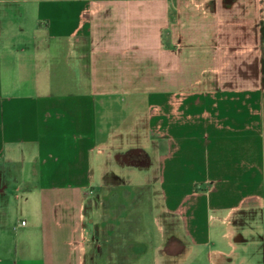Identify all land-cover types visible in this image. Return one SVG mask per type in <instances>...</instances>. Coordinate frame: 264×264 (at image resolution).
<instances>
[{
  "label": "crops",
  "instance_id": "1",
  "mask_svg": "<svg viewBox=\"0 0 264 264\" xmlns=\"http://www.w3.org/2000/svg\"><path fill=\"white\" fill-rule=\"evenodd\" d=\"M168 1L0 0V264H135L151 246L160 264H246L258 243L234 221L264 220V0ZM129 144L150 183L120 175L147 191L116 216L106 163Z\"/></svg>",
  "mask_w": 264,
  "mask_h": 264
},
{
  "label": "rangeland",
  "instance_id": "2",
  "mask_svg": "<svg viewBox=\"0 0 264 264\" xmlns=\"http://www.w3.org/2000/svg\"><path fill=\"white\" fill-rule=\"evenodd\" d=\"M188 0H169L168 3L169 5H171V7H175L176 5H178L181 2H185ZM34 34H30L29 35V39L33 40ZM17 42H21V39H17ZM121 100V99H118ZM108 114L107 113H103L102 118L107 117ZM118 117V115H115ZM133 141H135V139H132V137L130 136V142L132 143ZM125 144H128L125 143ZM128 148H134L132 147V145H124V146H117L115 149H113V153L115 152V154H118L117 152L121 151V150H125ZM114 156V155H113ZM103 157V161H106L105 157ZM106 167L107 169H110L114 172H116V175H118L119 178H115L111 176V174H106V178H105V184L106 186H111L112 184H114V188H107V192H105V194L103 195V203L104 205H107L108 207L113 208L115 211V215L119 216L122 212H123V208L124 207H130L133 206L134 204H136L137 202H140L139 197L140 195L138 193H145L147 191V188H141V190H139L138 192H136L135 194H133L132 196L130 195L131 191H133V186L132 183L134 182H138V183H150L149 177L146 178L145 176L149 173V171L146 173H141L137 168H131L134 166H126V165H121L117 162H115L112 158H110V160L107 161L106 163ZM141 169V168H140ZM120 175H123L125 177V179L128 180V183L131 184L130 186V190L127 189L125 186H121L118 188V185H121L122 183H125V179H123ZM133 179V182H129V180ZM143 197V196H142ZM151 196L150 195H145L143 199H141L142 202L145 203H150L151 201ZM258 215V214H257ZM253 211H244L241 213V219L234 221L235 224H239L241 225V233L247 231V230H251V234L248 235L249 237H247L245 234H241V238L243 240V246H247L250 244H255L256 242L258 243V245H254L250 250H247L245 253L242 254V252L238 251V255L239 257H243L246 259V264H264V220L257 216ZM129 217H134L135 213H132L131 216L130 215H126ZM258 218H257V217ZM145 221L147 224V228L149 230V234L146 235V237H142L143 239H145V242H150V238H153L154 236L158 235V230L157 227L152 223V214L150 211H146L145 214ZM233 222V223H234ZM234 225V224H233ZM236 226V225H235ZM238 227V225H237ZM120 229H118L119 231ZM148 240V241H147ZM221 243V242H219ZM150 244V243H148ZM151 246V245H150ZM222 248L225 249L224 245ZM211 248V247H210ZM209 248V249H210ZM132 251L134 249H131ZM130 250V251H131ZM211 250V249H210ZM121 251V250H119ZM123 251L119 252L120 255ZM206 251H204V253H202V257L201 259H199V264H208L207 261V257H206ZM130 256H132V253H130ZM162 259L165 260H171V258H168V256H170L169 253H162ZM121 261V259H119ZM185 260V264H189L190 260L189 258H184ZM172 261V260H171ZM135 264H160L157 262V251L153 249V247L151 246L149 248V250L144 253L140 259V261L138 263Z\"/></svg>",
  "mask_w": 264,
  "mask_h": 264
},
{
  "label": "flooded vegetation",
  "instance_id": "3",
  "mask_svg": "<svg viewBox=\"0 0 264 264\" xmlns=\"http://www.w3.org/2000/svg\"><path fill=\"white\" fill-rule=\"evenodd\" d=\"M114 158L117 163L128 167L135 166L137 168H147L149 166L147 157L137 151H124L116 154ZM170 242L171 240L168 241V244H170Z\"/></svg>",
  "mask_w": 264,
  "mask_h": 264
},
{
  "label": "built area",
  "instance_id": "4",
  "mask_svg": "<svg viewBox=\"0 0 264 264\" xmlns=\"http://www.w3.org/2000/svg\"><path fill=\"white\" fill-rule=\"evenodd\" d=\"M22 225L25 226L26 225V222H22Z\"/></svg>",
  "mask_w": 264,
  "mask_h": 264
},
{
  "label": "water",
  "instance_id": "5",
  "mask_svg": "<svg viewBox=\"0 0 264 264\" xmlns=\"http://www.w3.org/2000/svg\"><path fill=\"white\" fill-rule=\"evenodd\" d=\"M133 151V150H132ZM134 151H137L138 152V150H134Z\"/></svg>",
  "mask_w": 264,
  "mask_h": 264
}]
</instances>
